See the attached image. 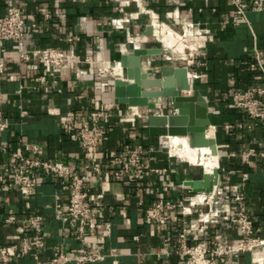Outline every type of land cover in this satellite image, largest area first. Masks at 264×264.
Masks as SVG:
<instances>
[{"label":"crops","instance_id":"0c3cea01","mask_svg":"<svg viewBox=\"0 0 264 264\" xmlns=\"http://www.w3.org/2000/svg\"><path fill=\"white\" fill-rule=\"evenodd\" d=\"M243 1L250 4L254 0ZM257 1L261 10H248L245 20L234 22L235 9L229 0H16L24 20L35 25L25 32L24 48H57L75 59L50 76L51 70L42 65L14 64V45L0 40V62L11 64L0 74V112L8 125L0 132V175L8 156L24 152L28 144L39 147L41 158L61 160L78 169L94 158L105 172H80L96 215L86 227L83 245L76 238L77 224L59 219L67 205V187L57 177H40L30 197L15 188L0 187V247L15 250L9 264H49L57 252L70 255L83 249L104 255L102 261L85 264H184L179 235L194 223L198 210L208 207H194L188 216L176 207L161 223L147 219L144 210L157 202L188 205L192 196L206 192H194L186 183L208 173L169 155L165 137L148 135L145 109L117 103L113 81L124 76L123 70L112 73L107 86L97 76L99 68L119 66L120 56L134 48L161 50L142 58L143 71L153 78L174 54L188 55L189 47L197 50L192 60H181L176 67L187 68L191 87L208 105L210 126L205 134H211L218 172L212 190L215 187L222 199L215 208L234 213V196L242 195L246 215L264 239V120L250 119L231 102L234 93L264 83L261 70L250 69L258 58L264 71V0ZM42 8L54 10L48 20L41 16ZM5 9L0 0V16ZM112 20L121 22L112 25ZM189 23L205 32L185 38L183 26ZM148 26L152 35L144 34ZM40 77L46 82L40 83ZM262 103L264 109V97ZM155 104L154 113H170L166 99ZM96 110L111 111L112 116L101 121L105 134L87 154L77 131ZM167 140L169 148L178 143L189 148L185 138ZM138 145L151 149L141 179L110 178L108 173L115 169L113 157ZM10 214L15 221L7 223ZM34 215L42 219L39 237L44 246L25 252L23 238L33 239L35 234L24 223ZM239 238L235 223L217 218L202 233L191 231L186 240L189 245L202 242L213 248L235 244ZM255 257H264V247L217 260L220 264H256Z\"/></svg>","mask_w":264,"mask_h":264},{"label":"built area","instance_id":"2783aa9c","mask_svg":"<svg viewBox=\"0 0 264 264\" xmlns=\"http://www.w3.org/2000/svg\"><path fill=\"white\" fill-rule=\"evenodd\" d=\"M235 9L233 21L245 20L248 10H261V5L257 0L247 3L243 0H229ZM6 5L5 12L0 16V40L14 45L17 59L14 64L21 66L29 63H36L50 69V76L54 71L68 67L74 61L75 56L70 52H65L57 48H24L25 32L29 28H35L34 24L27 23L23 18L22 7L16 0H4ZM41 16L48 20L54 10L45 8L40 9ZM121 21L112 20V25L119 24ZM186 30L189 35L186 36ZM182 35L185 38L200 36L203 30L198 29L194 24L183 26ZM72 40V39H71ZM2 51V49H1ZM197 50L193 47L188 48V55H179L177 59L189 61L192 60ZM169 61L171 59H168ZM0 62V74L7 66ZM260 69L264 79V71L256 59L255 65L250 69L255 71ZM113 68H99L97 76L101 79L103 85H108L111 81L108 77L112 76ZM121 73V72H120ZM190 78V74H189ZM40 83H45V77L38 79ZM264 97V83L258 86L249 87L245 91L236 92L231 96L232 107L242 110L252 120H264V109L262 98ZM1 102V95H0ZM23 116V115H22ZM112 116L111 111L96 110L90 113L77 131V137L83 152L89 154L98 144L105 134L100 127L102 120H109ZM7 122L0 112V132L7 128ZM229 128V127H227ZM29 153V155H27ZM40 149L36 145L28 144L24 146V152L11 153L0 175V187L7 189L15 188L22 195L30 197L35 193V188L40 177H57L60 184L67 187V205L62 211L59 219L66 223L68 221L77 224L76 238L78 243L84 244L86 240V227L94 221L96 215L92 209L88 198V192L82 182L80 172L101 173L105 172L102 165L94 158H90L82 168L68 165L61 160L49 161L39 156ZM151 149L142 145L126 149L113 157L115 169L108 173L114 180L127 177L129 180L138 181L141 179L144 171L147 169V162L150 157ZM170 155V154H169ZM264 157V153H261ZM221 193L214 187L211 193H197L189 200L188 205L174 204L171 202L153 203L144 210L145 217L155 222H165L167 212L179 207L183 216L192 215V208L207 206V211L198 210L197 217L189 229H184L179 235L180 249L179 254L184 258V264H220L217 258L231 255L235 258L242 253H251L254 250L264 247V239L257 235V229L248 219L243 205L242 195H235L233 201L236 204L234 213L226 211L220 213L215 205L221 203ZM214 206V207H213ZM221 218L223 221L235 223L238 226L239 241L235 244L216 245L213 248L206 247L202 242L194 245L187 243V235L191 231L202 233L213 220ZM41 217L34 215L27 219L24 227L34 231L33 239L23 238L22 248L25 252L38 250L44 246L39 237L41 230ZM5 221L14 222V215L10 214ZM15 257V250L10 246L0 247V264H9ZM104 255L99 252L83 249L76 254H66L57 252L50 259L49 264H85L102 261ZM253 261L256 264H264V257H255ZM234 264V263H229Z\"/></svg>","mask_w":264,"mask_h":264},{"label":"water","instance_id":"95a60500","mask_svg":"<svg viewBox=\"0 0 264 264\" xmlns=\"http://www.w3.org/2000/svg\"><path fill=\"white\" fill-rule=\"evenodd\" d=\"M148 26L145 35H152ZM158 48H134L120 56L119 66L124 76L113 81V96L118 104L127 108L145 109L147 133L150 137H187L191 146L205 145L204 134L210 126L208 105L189 80L185 67L164 65L158 77H150L142 69V58L160 54ZM158 99H166L171 111L168 114L154 113ZM212 143L216 148L215 139ZM218 179L203 174L201 180L186 183L194 192H210Z\"/></svg>","mask_w":264,"mask_h":264},{"label":"rangeland","instance_id":"374dc122","mask_svg":"<svg viewBox=\"0 0 264 264\" xmlns=\"http://www.w3.org/2000/svg\"><path fill=\"white\" fill-rule=\"evenodd\" d=\"M179 34H181V33H179ZM177 57H179V56H176V54H174L173 55V59H171V61L166 62V65H173L175 67H176V65H180L179 63H182V61L180 59H177ZM117 67H120V66H117ZM115 73H120V72L117 71ZM165 142H166V147H167L166 152L168 154H170L171 156H173L175 158L184 160L185 162H187L188 164H190L192 166H196V168H197L198 171H204V172H206V168H205V166L203 164H198L197 161H194L193 160V159H195L197 157L196 156L197 153H195L194 151L191 153L193 147H191L190 144H189V148L187 150L188 153H185V152L183 153L182 152V145L180 143H178V144H171V148H169V145L167 144V142H168L167 138H166ZM211 149H212V152H213L212 146H211ZM189 153H191L192 156ZM205 155L206 154H203V156H205ZM191 157L193 159H191ZM214 159H215V165H216V170H217V152H216V154L214 156Z\"/></svg>","mask_w":264,"mask_h":264},{"label":"bare ground","instance_id":"6f19581e","mask_svg":"<svg viewBox=\"0 0 264 264\" xmlns=\"http://www.w3.org/2000/svg\"><path fill=\"white\" fill-rule=\"evenodd\" d=\"M113 69H114V73L117 71L121 72L120 67H114ZM210 135L211 134H204V139L207 143L205 145H200V146H191L187 137H182V138H186L187 141L189 142L190 146L193 147L191 153L193 151L195 153H197L196 154L197 157L195 159H193L191 157V159H193L194 161H197L198 164H203L206 168L208 175H214L215 171H216V165H215V159H214V151L212 152V149H211ZM185 146H187V145H185ZM185 146L182 145V152L188 153ZM191 153H189V154L192 156ZM203 154H206V155L203 156Z\"/></svg>","mask_w":264,"mask_h":264}]
</instances>
